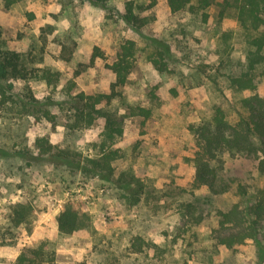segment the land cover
I'll return each instance as SVG.
<instances>
[{
	"label": "rangeland",
	"instance_id": "374dc122",
	"mask_svg": "<svg viewBox=\"0 0 264 264\" xmlns=\"http://www.w3.org/2000/svg\"><path fill=\"white\" fill-rule=\"evenodd\" d=\"M128 1L144 8L150 2L0 0L2 47L22 53L40 75L46 71L0 81L11 95L0 109V264H13L44 242L53 250L49 264H264L252 240L226 248L215 239L219 212L245 203L237 183L248 195L264 187L254 155H218L212 162L218 192L192 185L197 147L191 126L209 120L216 106L233 123L242 97H264V62L253 91L229 84L248 47L239 0L176 12L156 0L152 8L135 9L147 18L138 28L123 19ZM128 39L135 42L134 63L122 97L109 105L123 133L111 146L119 156L107 181L73 165L98 152L102 120L76 125L71 98L109 91L114 75L104 62ZM94 47L103 58L91 62ZM128 105L149 108L151 115L132 114ZM39 137L72 163L40 153ZM120 174L130 179V190L115 181ZM223 184L228 187L220 191ZM67 204L82 226L60 235L56 218ZM258 238L264 245V226Z\"/></svg>",
	"mask_w": 264,
	"mask_h": 264
},
{
	"label": "trees",
	"instance_id": "16d2710c",
	"mask_svg": "<svg viewBox=\"0 0 264 264\" xmlns=\"http://www.w3.org/2000/svg\"><path fill=\"white\" fill-rule=\"evenodd\" d=\"M102 1V0H96ZM214 0H165L170 11L176 12L183 9L189 11L204 10ZM156 3L150 0L144 8L142 5H134L128 1L124 7L123 19L134 27H141L147 22L146 17L139 16L135 9H149ZM224 3H227L224 0ZM237 19L239 24L248 32L247 50L245 52V64L236 76H229V84L240 91H253L256 88L258 66L264 62V0H239L237 4ZM135 42L131 39L122 43L112 60L105 61L104 67L109 69L114 80L109 85L107 93L97 92L85 94L79 92L72 96L74 100V120L76 125H91L96 119L102 120V140L95 156L84 157L73 162V165L81 171L97 174L100 178L113 180V167L111 161L117 158L118 151L111 148L117 138L123 133L122 119L109 108L114 99L122 97L121 87L126 83L128 74L134 63ZM95 57L103 58L98 47H94L91 54V62ZM161 62L156 61L157 67ZM161 69V68H159ZM31 65L22 53L3 48L0 40V81L9 79H29L31 77L45 76L46 71ZM76 73H79L77 71ZM10 85H0V109L3 108L11 95L7 93ZM132 114L147 119L151 110L142 106L128 105ZM240 109L237 119L231 123L227 120L221 107L214 108L211 118L207 121L191 126L195 136L196 150L192 162L195 168L192 185L195 188L208 186L218 192L215 187L217 178L213 161H217L218 155L223 152L252 154L257 159L258 173L264 177V97L253 93L240 99ZM36 147L40 153L48 154L52 158H60L72 163L71 156L62 150L55 151V147L45 138L36 139ZM56 153H54V152ZM63 160V161H64ZM115 181L121 183L120 187L125 191L130 190V179L123 178V174ZM228 186L222 185L220 191ZM236 190L241 197H246L243 206L233 204L227 211L219 212L218 228L215 230L216 243L226 248H233L252 240L258 249V257L264 259V245L258 235L264 226V187L257 188L253 193L248 192L243 184L237 183ZM191 213L189 207L186 208ZM18 219L17 222H20ZM57 230L60 235H69L82 226V221L77 210L67 204L56 218ZM48 243H41L28 254L21 253L13 264H49L50 254ZM140 244H138V248Z\"/></svg>",
	"mask_w": 264,
	"mask_h": 264
}]
</instances>
